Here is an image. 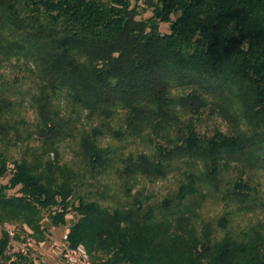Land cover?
<instances>
[{"label":"trees","instance_id":"trees-1","mask_svg":"<svg viewBox=\"0 0 264 264\" xmlns=\"http://www.w3.org/2000/svg\"><path fill=\"white\" fill-rule=\"evenodd\" d=\"M137 1L0 0V264H264V0Z\"/></svg>","mask_w":264,"mask_h":264},{"label":"rangeland","instance_id":"rangeland-1","mask_svg":"<svg viewBox=\"0 0 264 264\" xmlns=\"http://www.w3.org/2000/svg\"><path fill=\"white\" fill-rule=\"evenodd\" d=\"M133 6L139 13L138 18L139 19H148L150 17H153V9L145 2V0H140L137 2H133ZM176 15L172 16V20L176 19ZM160 31L162 33H169L170 32V24L169 23H160ZM1 74L5 76L10 82H13L16 77L21 76V74L18 72V70H14L13 68H3L1 69ZM26 116L29 120L34 121L35 120V114L32 110L25 111ZM86 124L90 126L89 124H92L93 121L91 120H85ZM96 124V122H94ZM111 139L106 140V142H111ZM113 142V141H112ZM73 146L70 144L65 145L63 147L64 149V156L66 159H70L71 153L70 150ZM4 182L3 180L0 181V184ZM160 186V185H158ZM77 219L76 216H71L68 218V225L72 224ZM48 224V223H46ZM64 228H59L58 230L52 229V238L49 240L48 243H45L42 245L43 247L35 249L34 246H32V250H34L35 254L40 257L42 264H62L64 261L62 260V250H63V243H62V237L64 234ZM0 235H2V232H0Z\"/></svg>","mask_w":264,"mask_h":264},{"label":"built area","instance_id":"built-area-1","mask_svg":"<svg viewBox=\"0 0 264 264\" xmlns=\"http://www.w3.org/2000/svg\"><path fill=\"white\" fill-rule=\"evenodd\" d=\"M4 226L0 223V232L4 230ZM7 232L11 238L16 235V228H7ZM34 241L28 239L26 243H19L13 240L12 253L28 255L29 249L34 245ZM63 250L62 257L65 264H91L89 255L83 246L76 248L70 247L68 242V235L64 234L62 237Z\"/></svg>","mask_w":264,"mask_h":264},{"label":"crops","instance_id":"crops-1","mask_svg":"<svg viewBox=\"0 0 264 264\" xmlns=\"http://www.w3.org/2000/svg\"><path fill=\"white\" fill-rule=\"evenodd\" d=\"M64 229H65V230H64V234H65V233L67 232V227H65ZM56 230H58V229H56ZM64 234H63V235H64ZM1 236H2V235H0V238H1ZM42 245H44V244L39 245L37 248H41V247H43ZM62 264H65V263H62Z\"/></svg>","mask_w":264,"mask_h":264}]
</instances>
